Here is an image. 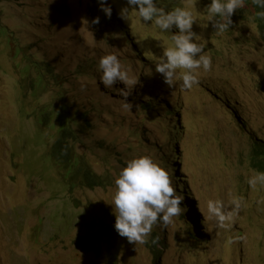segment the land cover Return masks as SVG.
Segmentation results:
<instances>
[{
    "label": "rangeland",
    "instance_id": "374dc122",
    "mask_svg": "<svg viewBox=\"0 0 264 264\" xmlns=\"http://www.w3.org/2000/svg\"><path fill=\"white\" fill-rule=\"evenodd\" d=\"M107 2L118 20L111 24L99 6L91 12L94 0H0V264H264V187L247 183L256 171L253 147H264V31L247 5L217 35L211 22L202 26L210 0H162L192 8L200 23L193 31L212 60L199 84L181 91L179 79L169 87L154 65L177 30L161 32L135 13L126 21L119 16L126 0ZM17 48L55 66L44 92H26L27 78L20 90ZM109 53L136 81L126 98L122 82L106 88L100 81L98 60ZM45 105L65 106L56 113L69 117L80 170L92 169L104 185L83 187L80 170L67 174L53 161L57 130L49 126L59 121L52 114L42 123ZM140 155L178 177L181 204L193 210L192 225L187 213L167 228L155 225L151 248L118 235L111 204L120 169ZM230 194L247 207L229 228L211 220L207 227L198 205L206 213L207 199L227 205Z\"/></svg>",
    "mask_w": 264,
    "mask_h": 264
},
{
    "label": "clouds",
    "instance_id": "9594fccd",
    "mask_svg": "<svg viewBox=\"0 0 264 264\" xmlns=\"http://www.w3.org/2000/svg\"><path fill=\"white\" fill-rule=\"evenodd\" d=\"M252 2L260 9L255 13V17L264 20V0H252ZM98 3L108 18L114 15L112 6L107 0H98ZM244 5L245 0H210L203 10L207 19L202 26L207 27L208 22H211L214 33L222 35L233 24V14L236 10L243 9ZM132 13H135L136 17L144 23L150 22L161 32L177 30L171 35L172 44L162 46V54L154 63L155 71L162 74L164 82L169 87H175L177 79H179L181 91L191 90L194 85L199 84L200 71H209L212 67V60L205 51V44L193 31L194 23L199 22L192 8L185 6L166 8L163 6L162 0H126V6L120 9L119 16L130 21ZM92 23H99V17L94 18ZM20 60L23 67L19 73L23 79L29 80L30 85L37 72L32 70L28 75L25 67L29 62H33L39 67L49 66L54 74L51 76L52 79L57 77L55 66L49 61L38 62L31 56L25 57V55H21ZM97 70L101 73L100 81L106 88H111L118 82H122L126 85V90L119 89L120 95L126 98L131 94L132 90H129V86L136 84V81L122 67L116 54L109 53L101 56L98 60ZM47 79L49 81L50 76H47L45 84ZM46 86L48 85L46 84ZM20 90L24 91L23 87ZM172 112L170 115H175ZM174 162L176 163V161ZM173 172L176 173V170ZM176 179L178 177L174 178L175 184L169 170L149 155L134 156L128 159L114 180L116 190L111 202L115 215L114 228L118 235L125 237L130 244L135 246L149 245L147 244L148 237L152 233L153 227L158 223L161 227L167 228L181 213L184 215L187 213L191 218L190 224L192 225L193 210L188 206L189 204H181L185 196L183 191L179 190L182 186ZM247 183L250 188H256L258 185L264 187V172L253 171L247 177ZM183 187L186 188V186ZM230 197L227 205L220 199H207L206 213L200 208V204L198 205L205 217L204 222L207 227L206 222L211 220L215 223L217 230L227 229L241 210L247 207L244 197L231 194ZM187 198L193 199L191 195ZM258 203H264V200L258 201ZM189 210L191 214L188 213ZM157 240L158 237H154L152 243H156ZM82 242L86 245L92 243L89 240Z\"/></svg>",
    "mask_w": 264,
    "mask_h": 264
},
{
    "label": "trees",
    "instance_id": "16d2710c",
    "mask_svg": "<svg viewBox=\"0 0 264 264\" xmlns=\"http://www.w3.org/2000/svg\"><path fill=\"white\" fill-rule=\"evenodd\" d=\"M94 2L95 5L90 6V8L92 9L91 10L92 13L95 12L99 6L98 0H94ZM245 5H247V7L249 8L250 10L249 14L252 17L253 21L259 25L262 31H264V20L255 17V13L260 9L252 2V0H245ZM175 6L177 5H173L172 7ZM103 20L107 24L112 23L111 19L108 18L105 14L103 15ZM14 44L15 43H13L12 45ZM14 53L15 56L17 57H21V55H25V57H30L27 56L28 54L25 52L24 49L22 50L17 48L15 49ZM19 66L20 65L18 64L17 68H19ZM25 68L28 72V75L31 74L32 70L37 72L35 78H33L34 81L31 83V85L29 86L26 92L30 91L31 93L33 92L35 95H37L48 89V86H46L45 84L46 78L47 76H54L53 71L49 68V66L39 67L37 64L33 62H29L27 63ZM23 82L24 79L22 78L20 84L25 90L26 88ZM231 103H234V101H232ZM59 109L61 110L59 113L65 112V106H61V108L57 107L53 109L49 105H45L44 108L42 110H39L38 112L41 115V117H43L42 123L48 122L49 121L48 118L51 117L52 114L54 115V117L58 119L59 125L57 127L56 126L53 127L52 123L50 124L51 127L49 126V128H54L57 130L56 131L57 138L52 146L50 156L53 159V161L62 163L61 165H67V167L69 168L67 169L68 170L67 174H70L72 171L75 172L76 170H80L83 167L84 159L75 152L74 143L72 142L76 140L75 139L76 135L71 130L69 117L68 115L65 114L56 113L59 111ZM169 129L174 130L175 128L169 127ZM250 164L251 167L256 171L264 172V147L261 146L253 147ZM80 175L81 177L79 179H81L82 183L84 184L82 186L86 188H93L94 186L97 185H104L106 181L104 178H101L99 175L92 172V169H88V168L81 171ZM159 244H156V247H158ZM79 245L83 246L84 248L92 247L91 243L89 245H86L82 241L79 242ZM148 247L151 248L150 245H148Z\"/></svg>",
    "mask_w": 264,
    "mask_h": 264
}]
</instances>
